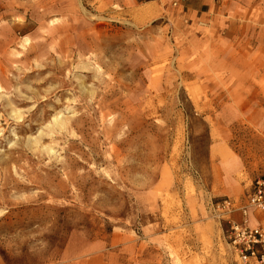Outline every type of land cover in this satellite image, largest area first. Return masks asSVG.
Segmentation results:
<instances>
[{"label": "rangeland", "instance_id": "374dc122", "mask_svg": "<svg viewBox=\"0 0 264 264\" xmlns=\"http://www.w3.org/2000/svg\"><path fill=\"white\" fill-rule=\"evenodd\" d=\"M254 87L264 0H0V264H244Z\"/></svg>", "mask_w": 264, "mask_h": 264}, {"label": "crops", "instance_id": "0c3cea01", "mask_svg": "<svg viewBox=\"0 0 264 264\" xmlns=\"http://www.w3.org/2000/svg\"><path fill=\"white\" fill-rule=\"evenodd\" d=\"M137 1V0H135ZM157 0L144 1L145 3H151ZM191 2L194 4L202 3L207 4L210 7L215 4V0H185L181 4L183 7L184 2ZM163 4L170 3L166 0L159 1ZM247 91H239L238 96L245 98L251 97L252 108L251 111L253 121V129H257V137L249 138L248 143L240 144V141L233 135L227 138V143H222V147H227V151L221 154V161L227 163L228 177L234 179L237 177L238 180L243 179L246 185L245 193L242 196H237L234 191H225L220 195H225L227 198L234 203V208L231 212L226 213L229 220L235 222L241 221L240 208L247 205L248 194L253 179L257 177L262 171H264V87H258L253 89L252 94H245ZM251 104V103H250ZM249 104V106H250ZM225 167V165H223ZM229 178V179H230ZM237 196V197H236ZM249 226L254 227L258 224L259 215L252 208H248Z\"/></svg>", "mask_w": 264, "mask_h": 264}, {"label": "built area", "instance_id": "2783aa9c", "mask_svg": "<svg viewBox=\"0 0 264 264\" xmlns=\"http://www.w3.org/2000/svg\"><path fill=\"white\" fill-rule=\"evenodd\" d=\"M166 1L173 8H180L185 0ZM247 198V205L240 208L241 221L229 220L230 228L227 239L242 263L264 264V171L253 179ZM219 208L231 212L234 204L229 200H223ZM248 208H252L259 215L258 224L254 227L249 226Z\"/></svg>", "mask_w": 264, "mask_h": 264}]
</instances>
